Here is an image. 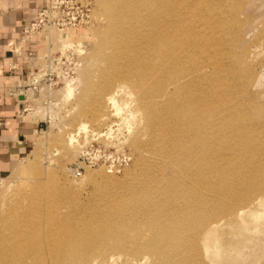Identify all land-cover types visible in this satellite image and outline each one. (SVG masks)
<instances>
[{"label":"bare ground","instance_id":"obj_1","mask_svg":"<svg viewBox=\"0 0 264 264\" xmlns=\"http://www.w3.org/2000/svg\"><path fill=\"white\" fill-rule=\"evenodd\" d=\"M209 1L94 0L103 26L40 32L41 59L48 40L60 42L63 55L84 53L82 73L63 90L69 100L80 89L72 110L86 108L62 128L61 149H77L78 134L95 135L80 117L102 123L116 115L137 157L124 178L107 174L96 183L111 191L90 220L50 205L57 193L50 185L58 190L52 175L4 182L0 264H224L226 257L264 264L255 261L264 247V92L256 90V41L246 43L264 35V17L232 19L239 35L228 41L223 3ZM34 73L32 85L40 80ZM22 94L34 99L30 88ZM35 168L25 158L14 172Z\"/></svg>","mask_w":264,"mask_h":264},{"label":"rangeland","instance_id":"obj_2","mask_svg":"<svg viewBox=\"0 0 264 264\" xmlns=\"http://www.w3.org/2000/svg\"><path fill=\"white\" fill-rule=\"evenodd\" d=\"M210 1V4L212 6L223 3L222 6L225 9V22H227V24L229 23L228 25H225V27H228V41H230L229 39L231 38V40H233L234 38H236L235 36L238 37L239 35V30L235 25L237 23H234L235 19L238 20L239 17V20L240 18L242 20H240V22H243L246 20V18H248L247 20H249L250 16L252 17L257 13V16L264 17V0ZM74 2H76L74 6H70L69 8H67V12H69L70 16H74L76 19L71 21L67 20L65 23V25L68 24L67 28L73 29L74 32L86 33L85 31L87 30V27L91 25L94 27L104 25L102 19H95V15H92L94 0H74ZM46 5L44 6V8L46 7ZM57 11V9H55L54 11L49 10V17L45 15L38 17V12V14L32 20V23H38L39 25L34 34V36L37 38L38 44L39 33L41 31H47H44V29L48 28L50 30L51 28L53 35H56L58 33L57 31L61 28L63 29V27L60 25V21H57V18L60 16ZM248 13H250L251 15ZM230 14L231 16H229ZM72 24H74V26H72ZM234 29H237L238 31L236 30L234 32ZM259 30L260 27L257 28V31ZM253 36H255L254 33L248 38V42L246 43H249L251 41L253 43L256 41V45L254 46V48H252L253 53H259V56L255 58L257 63L256 73L262 75L260 86H258L256 90L264 92V35H256V37ZM83 41L86 42L87 39H84ZM48 42L50 41H47V46H49V48L46 58L41 59L38 57V55L36 57L38 65L36 64L35 60L31 63L32 70L35 69V72L37 71V69L41 68V70H38V73L36 75L34 73V76L40 75V80L39 83L36 82V84L28 87L31 89L34 99L26 101L28 110L27 112H25V114L29 113L33 118L39 117L38 119H35V121L41 122L37 126L38 128L34 133V137H31V142L27 154L21 159V161L25 158L26 160L34 161L37 166L38 172L35 168V170H27V172L25 171L24 174H19L16 176L17 173L15 174V172L13 171L9 175L5 176L6 178L0 180V188H3L7 182H11V184L20 183L21 180H24L27 177H37V180L40 181L41 178L46 176L47 174L52 175L54 179L50 180V184L55 183L58 190L50 185V192L57 191V193L53 194L52 199L49 200L50 205L60 213H65V215L70 214L76 221H80V218L84 217L87 220H90L96 214L95 211H97L99 208H102L101 206L107 204V199L104 196H107V194L111 191V188L108 187H97L96 183H104L108 179L107 174L113 175L117 178H124V174L126 173V171H131L134 168L136 160L135 157H137V154L136 152H134V154L133 149H131V146H129V131H127V125H123V128L120 127L121 121L116 115L111 116L109 120H105L102 123H98L97 121H94L87 116L80 117V122H82V120H85L89 128L94 130L95 133L93 134L95 135H89V137L85 138L84 135L82 136V134H78V142H76L78 151L77 149H70L69 151H63L61 149L63 147V138L61 136L62 128L66 124L70 126L77 124L79 122V119H74V111L80 110V112H83V110L86 108L85 106L80 104V109L79 107H77L75 110H72L75 106L80 89H76L75 96H73L69 100L65 99L63 90L68 80H75L82 73V65L84 66V53H79L74 49V52L72 49H67V54L65 56H68V58L67 61H64L65 65L63 66L64 69L67 70L69 76L65 78L61 77V79H64L61 83L55 86H49L42 80L44 69H46V67L48 66L50 58H52L53 56L58 57L60 55H63V53L61 51L62 48L60 47V42L57 43V41L54 40L51 41V44ZM40 64L43 66L39 67ZM96 75L97 72L95 71L93 77L95 78ZM37 110L41 111L38 115L34 113ZM122 129H124V131H122ZM74 132L76 134V132L78 131ZM39 137L41 139V145L35 148V140H37ZM125 140H127L128 143H126ZM34 149L37 152L36 156L35 154L33 155ZM20 164L16 168H19ZM16 168L15 171L17 170ZM43 173L46 175H44ZM57 175L66 176L68 180L70 179L73 182L66 185L57 184ZM31 179H27L28 182L32 181ZM80 180H86V183L82 187H79L77 184ZM102 189L103 192L100 193ZM0 193L2 194L0 195V197H3L4 194L3 192H1V189ZM3 204H5V202H3L1 205ZM1 207L6 208V204ZM95 207L98 209H96ZM99 220H101V218H99ZM78 228L81 230L80 222L78 224ZM255 256V261L257 263H260L262 260H264V247L258 249V252ZM224 264H249V261L226 257Z\"/></svg>","mask_w":264,"mask_h":264},{"label":"crops","instance_id":"obj_3","mask_svg":"<svg viewBox=\"0 0 264 264\" xmlns=\"http://www.w3.org/2000/svg\"><path fill=\"white\" fill-rule=\"evenodd\" d=\"M48 1L0 0V180L20 164L41 122L24 111L22 93L32 86L31 63L40 54L35 33L25 37L24 28Z\"/></svg>","mask_w":264,"mask_h":264},{"label":"built area","instance_id":"obj_4","mask_svg":"<svg viewBox=\"0 0 264 264\" xmlns=\"http://www.w3.org/2000/svg\"><path fill=\"white\" fill-rule=\"evenodd\" d=\"M76 2H74V0H53L51 2L48 1L47 5L45 8H43L40 12H39V16H47L49 17V13L48 11H54L55 9H57V13L60 14V16L57 18V21H60V25L63 28H67V25H65L66 21L69 20H75L76 18L74 16H70L69 12H67V8H69L70 6H74ZM55 13V12H53ZM51 13V14H53ZM37 17V18H38ZM36 20V19H35ZM38 23H31L30 25H28L27 27L24 28V36L29 37L30 35H32L33 33H35V31L37 30L38 27ZM72 26H74V24H72ZM68 56H63L60 55L58 57L53 56L52 58H50L48 66L46 67V69H44V73H43V78L42 80L44 82H46L49 86H55L59 83H61L64 79H61V77H67L69 76L68 72L66 69H64V61H67ZM35 69L32 70L31 68V72H33ZM39 69H37L38 72ZM24 97V96H23ZM25 99V98H24ZM28 106L26 105L25 107V112H27Z\"/></svg>","mask_w":264,"mask_h":264}]
</instances>
